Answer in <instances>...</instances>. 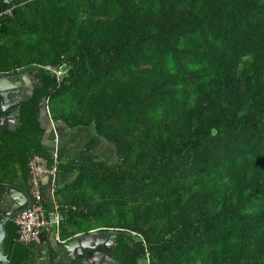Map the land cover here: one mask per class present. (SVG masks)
Returning <instances> with one entry per match:
<instances>
[{
    "label": "trees",
    "instance_id": "1",
    "mask_svg": "<svg viewBox=\"0 0 264 264\" xmlns=\"http://www.w3.org/2000/svg\"><path fill=\"white\" fill-rule=\"evenodd\" d=\"M8 7L0 75L38 77L17 126H0V182L28 183L50 121L92 127L117 160L60 161V240L114 230L117 264H264V0ZM62 66L58 82L46 67Z\"/></svg>",
    "mask_w": 264,
    "mask_h": 264
},
{
    "label": "water",
    "instance_id": "2",
    "mask_svg": "<svg viewBox=\"0 0 264 264\" xmlns=\"http://www.w3.org/2000/svg\"><path fill=\"white\" fill-rule=\"evenodd\" d=\"M17 0H0V9L7 7L11 2ZM30 76L38 77L34 72L24 73L11 81L12 77L0 75V126L11 129L17 126L16 117L18 115L21 103L27 102L33 95L36 83H30ZM32 198L29 191L15 184L0 182V245L5 237V229L8 223L14 222L15 218L22 212L32 206ZM95 232H98L97 230ZM89 232L86 236L77 235L64 242L57 243L56 240H48L42 236L35 247L26 246L27 244L18 242L25 246L30 253L31 263L40 264L37 254L40 248L47 251V254L53 256L49 264H89L91 260L90 251L96 246L100 255L109 258L105 254H111L112 249L106 250L107 246L113 242L117 245V233L115 231L103 234H92ZM94 236H106L100 238L95 246L89 245V239ZM16 244L13 245V250ZM12 250V253H13ZM89 257V258H88ZM103 257V259H105ZM8 259L3 255L0 249V264H6Z\"/></svg>",
    "mask_w": 264,
    "mask_h": 264
},
{
    "label": "built area",
    "instance_id": "3",
    "mask_svg": "<svg viewBox=\"0 0 264 264\" xmlns=\"http://www.w3.org/2000/svg\"><path fill=\"white\" fill-rule=\"evenodd\" d=\"M12 8L8 7L0 11V16L11 15ZM52 70L57 81H61L66 74L65 66L57 69L46 67ZM60 156L55 147L49 153L47 158L33 155L28 162V186L32 198V206L18 215L14 224L17 227V241L25 244H36L42 236L52 235L56 241H59V227L64 221L63 215L60 214L58 206L53 204L51 209L44 206L43 193L40 186V178L47 176L51 195L54 194L56 187V178L59 172L58 166Z\"/></svg>",
    "mask_w": 264,
    "mask_h": 264
},
{
    "label": "crops",
    "instance_id": "4",
    "mask_svg": "<svg viewBox=\"0 0 264 264\" xmlns=\"http://www.w3.org/2000/svg\"><path fill=\"white\" fill-rule=\"evenodd\" d=\"M11 81H14V79H12ZM50 123L51 129L47 130V133L43 138V147L48 153L52 152L56 147L61 162L63 160L70 159L71 157H74L85 150L90 151L93 156H98L108 161L104 158V153L106 152L109 156L113 157V160H117L112 145L96 138L93 134L92 127H83L78 128L75 131H70L67 130L65 125L61 124L60 122L53 124V122L50 121ZM71 180L72 175L59 171L56 178V187L54 189L55 192L53 195H51L49 178L47 176H42L40 178V186L43 193L44 206L47 209H51L53 207V204H56L58 206L55 200V193L58 188L69 184ZM77 235L85 234L78 233L74 236ZM47 237L51 240H54L52 235H48ZM68 239H65V241Z\"/></svg>",
    "mask_w": 264,
    "mask_h": 264
},
{
    "label": "flooded vegetation",
    "instance_id": "5",
    "mask_svg": "<svg viewBox=\"0 0 264 264\" xmlns=\"http://www.w3.org/2000/svg\"><path fill=\"white\" fill-rule=\"evenodd\" d=\"M17 76L12 77V79L15 80V78ZM30 83L31 84L35 83V77L34 76H30ZM20 187L28 190L29 194H30V189H29L28 183L26 185L20 186ZM95 231L96 230H93L92 234H100V235L103 234V235H105L107 233V232H103L100 230H97L98 232H95ZM83 236H86V234ZM104 237H106V236H94V237H92L91 239L88 240L89 245L95 246L96 242L99 241L100 238H104ZM46 238L48 240H51L48 237H46ZM64 241L65 240H60V238H59V241H56V242L61 243ZM54 242H55V240H54ZM13 245L11 247L7 244H5L4 246L0 245L1 252L6 257V259H8V262L6 264H30V262H31L30 253L25 248V246L17 243L14 247V250H13ZM26 246H31L32 248H34L35 244L31 243V244H27ZM115 247H116V245H114L113 242H111L107 246V249H106L107 251L112 249L111 254H109V253L105 254L109 258V260H108L105 256L99 254V251L97 250L99 248V246H96L92 251H90L91 255H93V256H91L90 258L88 257L91 260V263H89V264H117L118 262H117L116 258L114 257V254H113ZM12 250H13V253H12ZM103 257H105V259H103ZM37 259L39 260L40 264H49L50 260L51 261L53 260V256H52V254H51V256L48 255L47 251L45 249L40 248L39 253L37 254ZM31 264H33V263H31Z\"/></svg>",
    "mask_w": 264,
    "mask_h": 264
},
{
    "label": "rangeland",
    "instance_id": "6",
    "mask_svg": "<svg viewBox=\"0 0 264 264\" xmlns=\"http://www.w3.org/2000/svg\"><path fill=\"white\" fill-rule=\"evenodd\" d=\"M104 158L107 159L110 162H114L115 161V160L112 159L113 157L109 156L106 152L104 153ZM109 231L112 232L114 230H108L107 232H109Z\"/></svg>",
    "mask_w": 264,
    "mask_h": 264
},
{
    "label": "clouds",
    "instance_id": "7",
    "mask_svg": "<svg viewBox=\"0 0 264 264\" xmlns=\"http://www.w3.org/2000/svg\"><path fill=\"white\" fill-rule=\"evenodd\" d=\"M14 223V222H13ZM47 237V236H46ZM55 240V239H54Z\"/></svg>",
    "mask_w": 264,
    "mask_h": 264
}]
</instances>
